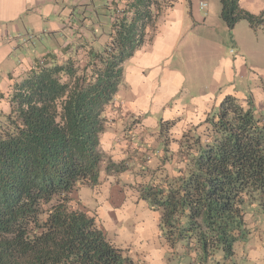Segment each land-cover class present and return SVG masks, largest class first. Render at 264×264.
<instances>
[{
  "label": "trees",
  "instance_id": "trees-1",
  "mask_svg": "<svg viewBox=\"0 0 264 264\" xmlns=\"http://www.w3.org/2000/svg\"><path fill=\"white\" fill-rule=\"evenodd\" d=\"M176 2L113 0L102 52L91 51L84 67L43 56L44 65L38 60L0 96V264H146L107 228L124 226L127 218L91 213L82 190L104 184L107 190V181L126 169L101 146L112 123L108 112L126 63L152 41L159 17ZM220 2L230 29L242 20L253 27L264 22L243 10L241 0ZM156 141L162 146L150 149L146 161L157 158L159 165L143 172L149 181L134 201L126 195L147 208L127 220L150 225L152 236L140 245L153 261L233 258L235 245L253 231L256 217L248 219V210L257 206L264 214V108L251 94L227 95L188 131L176 129L175 121L162 123ZM177 144L174 161L171 145Z\"/></svg>",
  "mask_w": 264,
  "mask_h": 264
},
{
  "label": "crops",
  "instance_id": "crops-1",
  "mask_svg": "<svg viewBox=\"0 0 264 264\" xmlns=\"http://www.w3.org/2000/svg\"><path fill=\"white\" fill-rule=\"evenodd\" d=\"M112 1L0 0V66L8 68V60L14 55L22 59V72L28 75L29 63L33 64L39 58L50 55L59 63L76 59L84 67L89 62V53L102 52L109 41L110 32H105L101 17L107 14ZM183 1L179 10L175 3L173 8L162 13L152 41L125 65L123 84L115 104L108 112L112 123L102 139L104 153L116 163L127 161L129 166H139L142 162L137 155H142L137 151L155 150L150 144L151 140L148 141V147H143L139 146L142 139L138 140L137 136L132 139L131 136L123 138L125 129L130 127L131 119L139 122L145 138L152 136L158 139L162 123L175 121L176 129L186 131L192 123L204 120L225 96L235 91L231 88L225 90L220 84L224 83L223 76L227 74L232 77L236 69L244 65L243 59L230 61L223 58L220 59V66L216 67L218 76L216 82L210 85L209 92L197 96L191 93L193 82L188 75L199 70L204 62L207 63L213 52L214 55L218 54L220 47L205 39L200 47L197 46L201 40L197 28L205 25L210 16L200 3L193 4L190 9L189 0ZM243 3L244 0H241L240 6L244 10ZM111 23L110 21V26ZM28 34L35 36L34 43L22 44L17 40L18 35ZM40 41L45 48H52V51H46L34 60L32 55L36 53ZM189 60L196 63L195 70L189 68ZM20 74L18 71L6 74L0 81V95L10 91L15 81L23 80L22 77L16 78ZM12 77L16 79H11ZM119 124L122 125L120 131ZM133 133L131 132L132 136ZM160 145L161 142L157 141L156 149ZM147 155L149 156V152L143 162L157 167L158 159L148 158V162ZM107 182V190L105 184L94 192L87 188L82 190V194L89 192L90 202L87 204L84 197L82 199L91 213H102L111 219L125 217L127 220L134 213H147L143 201L133 204L126 197L128 192L121 188L122 184L117 185L114 178ZM127 220L125 219L126 224ZM216 259L220 264H264V225L255 227L245 241L235 245L233 258L223 260V255L220 254ZM164 261V264H187V261L182 263L167 259L155 262Z\"/></svg>",
  "mask_w": 264,
  "mask_h": 264
},
{
  "label": "rangeland",
  "instance_id": "rangeland-1",
  "mask_svg": "<svg viewBox=\"0 0 264 264\" xmlns=\"http://www.w3.org/2000/svg\"><path fill=\"white\" fill-rule=\"evenodd\" d=\"M183 0H177L176 8L179 10L181 4H183ZM202 3L205 4L206 7H202L204 11L209 13L210 18L207 20L205 25H200L197 28L198 34L201 36L200 42L197 46L200 47L202 41L210 40L211 42H215L216 47H220L218 54L214 55L212 53L209 61L207 63H203V66L199 67V70L191 73L192 75H188L191 77L193 82V87L191 89V93L195 96L200 95L201 93H207L210 90V85L216 82V77L218 76L216 67L222 63L220 59H226L230 61H239L243 59L244 65L236 69L233 73L232 77H228L226 74L223 76L224 83H221V88L233 89L234 93L231 94L240 98L241 100L248 97L250 94L253 96L256 105L258 108H264V22L257 23L255 27L247 20H242L237 25L230 29L226 22L222 18V6L220 0H189V8L191 9L193 4ZM243 5L245 6L246 11L250 12L257 17H260L259 20L262 18L264 20V0H244ZM122 7L120 6L118 11L121 13ZM102 26L105 28V32L109 33L111 30L109 18L106 15H102ZM39 46L37 47V51L35 54L32 55L33 59H38L39 56H42L46 51H52V48H45L42 42H38ZM214 44V43H212ZM184 46V45H183ZM190 52V51H189ZM195 56V55H193ZM177 59L180 58L178 54L176 55ZM12 59L8 60L7 65L8 68L5 66H0V81H2L7 73L20 72V76H16V78H26L28 75L22 72L23 66L21 64L22 59L13 55ZM179 60H177L178 62ZM176 62V63H177ZM179 64V62H178ZM1 65V64H0ZM220 66V65H219ZM223 67V66H222ZM222 67L220 69H222ZM189 68L195 70L197 68L196 63H192L189 60ZM218 68V67H217ZM13 77V79H16ZM189 85V84H188ZM190 86V85H189ZM225 89V90H226ZM8 92H4L5 95ZM1 98V97H0ZM138 124V125H137ZM130 127L128 126L125 129L124 133L126 138L127 136H131L130 139L137 136V139L140 140L138 143L139 146L148 147L149 140H151L150 144L156 149L157 141L155 138L150 136L149 138H145L141 133V127L137 120L131 119ZM136 127V128H135ZM122 125L119 124L118 130L120 131ZM135 131L133 133L134 136L130 134L131 131ZM139 130V131H137ZM188 131V129L186 130ZM129 132V135L127 133ZM107 133V132H106ZM105 133V135H106ZM180 134V133H179ZM178 134V135H179ZM105 136L103 135V138ZM178 138V137H177ZM180 138V137H179ZM136 139V140H137ZM145 141H147L145 143ZM138 142V141H137ZM171 144V142H170ZM108 145V144H107ZM102 146V145H101ZM106 146V145H105ZM162 146V145H161ZM107 147V146H106ZM171 150L175 153L174 161L178 160V151L177 145H171ZM141 149V148H138ZM137 155V158L142 162L141 165H134L129 166L125 164L127 161H123L121 163L125 164L126 169L122 172L115 174V180H117L120 185L122 184L121 188H125L127 192H129L132 196L134 201L137 191L140 189L141 185L146 184L149 181L148 175H143V172L147 171L148 169H156L157 167L152 165H146L145 156L148 151H144L143 149ZM130 161V160H128ZM149 162V161H148ZM106 188V186H105ZM88 204L89 200V192L85 191L82 194V198ZM83 200V201H84ZM85 204V203H84ZM249 218L252 216L256 217L251 220L250 226L253 228L264 225V214L259 211L257 206H253L248 210ZM115 222L114 220H111ZM133 220H129V223H125L124 226L116 227L113 225L110 226L107 223V228L110 231L114 239L121 240L122 245L125 247L131 248V250L136 253L138 251L141 257L144 259L146 264H164V262H155L151 257L150 251L140 245V241H147L151 235L150 225L145 223V225L141 224L137 228L133 226ZM113 231V232H112ZM177 260V259H176ZM169 261V260H168ZM178 261V260H177ZM168 263V262H167Z\"/></svg>",
  "mask_w": 264,
  "mask_h": 264
},
{
  "label": "built area",
  "instance_id": "built-area-1",
  "mask_svg": "<svg viewBox=\"0 0 264 264\" xmlns=\"http://www.w3.org/2000/svg\"><path fill=\"white\" fill-rule=\"evenodd\" d=\"M201 7H206V5L205 4H202L201 3ZM17 40L19 41V42H21L22 44H28V43H30V42H33L34 43V41H35V36L34 35H32V34H28V35H24V36H22V35H18V37H17ZM39 61V65H44L45 64V61H44V58L43 57H41V58H39L38 59ZM37 62V61H36ZM36 62L35 63H29L28 64V67H29V69L31 70V69H33V67H35V65H36Z\"/></svg>",
  "mask_w": 264,
  "mask_h": 264
}]
</instances>
